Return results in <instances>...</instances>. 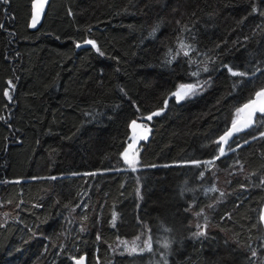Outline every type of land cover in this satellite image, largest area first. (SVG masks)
Here are the masks:
<instances>
[{"label": "trees", "instance_id": "obj_1", "mask_svg": "<svg viewBox=\"0 0 264 264\" xmlns=\"http://www.w3.org/2000/svg\"><path fill=\"white\" fill-rule=\"evenodd\" d=\"M30 2L0 0V264H264V126L216 143L264 86V0ZM209 78L128 168L130 121Z\"/></svg>", "mask_w": 264, "mask_h": 264}, {"label": "snow or ice", "instance_id": "obj_2", "mask_svg": "<svg viewBox=\"0 0 264 264\" xmlns=\"http://www.w3.org/2000/svg\"><path fill=\"white\" fill-rule=\"evenodd\" d=\"M5 3L8 2V0H4ZM48 3V0H31V23H30V27L32 28H36L37 24L40 22L41 19V15L44 14L45 12V5ZM257 11V9L254 7L253 8V12L255 13ZM262 16H264V12L260 13ZM155 31V29L153 30ZM85 43L87 44H91L95 47V42L92 40H87L85 41ZM184 47H189L186 45H183ZM79 46V45H78ZM98 52L100 51L99 48L96 49ZM103 53H101L102 55ZM222 67L226 68L227 71L231 74V76L233 77H248L250 74L246 71H234L233 68L236 67L235 65L233 66H229V65H222ZM203 71L207 72L208 68L205 67L203 69ZM260 69L257 68L256 72H259ZM192 76H199V72H193L191 73ZM252 76L255 75V73L251 74ZM211 80L210 78L208 80H205L202 84L198 81L195 84H179V86L177 87V90L172 92L168 98H166L164 100V108L160 109L159 111L153 112L149 115H147L146 117H138V119H143V120H147V121H151L153 119L154 116H159L161 115L162 112H164L167 107H168V102L169 100L172 101V103L175 104H180L181 106H183L184 103H187L189 101H191L192 99H194L195 97L199 96L201 93L204 92L205 88L210 84ZM11 84V82H9ZM5 96H8L9 99H11L10 93L9 92H4ZM255 97L257 99H254L252 101H250L248 104L244 105V109H249V119L247 120V122L244 123L243 128L247 129L249 127H255L257 124H259L260 126H264V89H261L259 91H257L255 93ZM238 111H241V109H238ZM255 113H259L260 115L257 117L256 122H254L252 120V116ZM0 119H2V117H0ZM131 127L133 129V135L129 137V140L131 141L127 148H125L124 152L122 153L123 158L125 163L127 164L128 168H130L132 171H136L137 165L139 163V159H138V155H139V149L137 148V143L139 140H144L146 141L148 139V135L147 132L150 131V129L145 128L144 129V134L137 136L135 134V129L137 128H142L143 125L137 124V120H132L131 122ZM240 131H242V128L237 127L236 126V122L233 121V126L231 129L225 131L224 135L219 137V141H217V145L219 147V151L221 155H224V148L222 146H220V142H224V143H228L229 142V138H233L234 142V133H239ZM260 138H264V132L260 133ZM253 139H256V137L254 136ZM245 143H248L247 140H245ZM230 151H234V149H229ZM191 164L199 167L201 162L200 161H191ZM205 163H211V161H207ZM117 171H119V169H117ZM91 175H95V173H92ZM201 176H203V173H201ZM262 183H264V181H262ZM209 207H211V205H209ZM196 215H201V213H197ZM115 219H116V215L115 213L113 214V226H115ZM261 223L264 224V215H261L260 217ZM206 226V225H205ZM197 227H200L199 225H197ZM205 233L203 231H200L198 233H195L194 235L197 236H202ZM137 239H139L137 237ZM121 243L127 244V241H121ZM262 247H264V245H262ZM127 251H129V254H133L137 251L136 247H132L131 249H126ZM145 248H140L139 251L143 252L145 251ZM147 250H151L150 247ZM252 257H255L257 255V251L255 249L252 250L251 253ZM72 259L75 261V264H85V258L83 256H81L79 259H76L75 257H72Z\"/></svg>", "mask_w": 264, "mask_h": 264}, {"label": "water", "instance_id": "obj_3", "mask_svg": "<svg viewBox=\"0 0 264 264\" xmlns=\"http://www.w3.org/2000/svg\"><path fill=\"white\" fill-rule=\"evenodd\" d=\"M49 1H50V0H48V3H49ZM48 3L45 5V12H46V9H47V6H48ZM31 11H32V9H31V2H30V17H29V20H28V27H29L30 29H35V28H32V27L29 26L30 23H31ZM45 12H44V14H45ZM44 14L41 15V19H40V22L37 24V27H39V25L41 24ZM37 27H36V28H37ZM261 89H264V86H263ZM261 89H259V90H261ZM259 90H257V91H259ZM257 91H256V92H257ZM256 92H255V93H256ZM255 93L253 94V96H252L248 101L244 102V103L240 106L239 109H241V111H239V115H238V116L235 118V120H234V121L236 122V126L242 128V131L245 130V129L243 128L244 123L247 122V120L249 119V109H244V105H245V104H248L250 101H252V100H254V99H257V98L255 97ZM153 112H156V110L151 111V112H149V113H146V114L143 115L142 117H146L147 115H149V114H151V113H153ZM257 114H258V113H255V114L252 116V120H253V121H254V118H255V116H256ZM133 120H137V124L143 125L142 128H137V129H135V134H136L137 136L143 135V134H144V129L147 128V127L143 124V122L146 121V120H143V119H133ZM131 122H132V120L130 121V124H129L130 136L133 135V129H132V127H131ZM232 126H233V122L228 126V128H227L225 131L231 129ZM225 131H224L220 136L224 135ZM234 134H235V133H234ZM147 135H148V133H147ZM229 139H230V138H229ZM140 141H141V140H139L138 143H139ZM130 142H131V141H130ZM225 144H226V143L221 142V146H222V147H224ZM261 215H264V201H263V203H262V205H261V208H260V215H259V218L261 217ZM260 222H261V220H260ZM261 225H262V229H263V237H264V224L261 223ZM81 256H83V257L85 258V264H86V255H85V254H80L79 256H76L75 258H76V259H79ZM73 264H75V261H74V260H73Z\"/></svg>", "mask_w": 264, "mask_h": 264}, {"label": "rangeland", "instance_id": "obj_4", "mask_svg": "<svg viewBox=\"0 0 264 264\" xmlns=\"http://www.w3.org/2000/svg\"><path fill=\"white\" fill-rule=\"evenodd\" d=\"M183 84H189V83H183ZM179 86V85H178ZM177 90V89H176Z\"/></svg>", "mask_w": 264, "mask_h": 264}]
</instances>
